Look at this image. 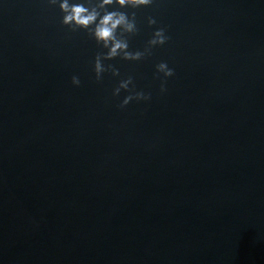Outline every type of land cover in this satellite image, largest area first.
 Masks as SVG:
<instances>
[{
    "label": "water",
    "instance_id": "obj_1",
    "mask_svg": "<svg viewBox=\"0 0 264 264\" xmlns=\"http://www.w3.org/2000/svg\"><path fill=\"white\" fill-rule=\"evenodd\" d=\"M136 15L134 50L148 16L170 39L110 62L151 93L121 109L86 32L45 0H0V264H264V3Z\"/></svg>",
    "mask_w": 264,
    "mask_h": 264
},
{
    "label": "clouds",
    "instance_id": "obj_2",
    "mask_svg": "<svg viewBox=\"0 0 264 264\" xmlns=\"http://www.w3.org/2000/svg\"><path fill=\"white\" fill-rule=\"evenodd\" d=\"M264 3V0H259ZM50 7H58L61 13L60 23L72 32L83 31L95 41L100 51L96 54L92 64V71L97 83L102 82L106 73L118 81L112 91L113 97L124 96L119 107L126 108L129 104L147 103L151 100V93L137 90L134 77H122L120 69L110 63L122 60L130 63H139L152 55L156 48L165 46L169 42V35L165 27H157V19L153 16L146 18L147 27L155 29L151 32L143 49H133L131 39L140 32L136 10L150 8L157 0H45ZM157 77L161 78L160 92L167 91L166 82L175 75L173 68L166 61L155 66ZM71 83L80 87L79 75H73Z\"/></svg>",
    "mask_w": 264,
    "mask_h": 264
}]
</instances>
